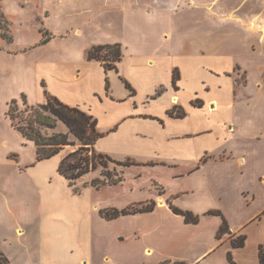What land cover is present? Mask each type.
Masks as SVG:
<instances>
[{
  "label": "crops",
  "instance_id": "crops-1",
  "mask_svg": "<svg viewBox=\"0 0 264 264\" xmlns=\"http://www.w3.org/2000/svg\"><path fill=\"white\" fill-rule=\"evenodd\" d=\"M26 1L0 0V12L8 22L11 33L10 42L0 36V46L13 43L16 38L12 29L20 28L26 22L23 15V4ZM109 1L112 2L110 9L120 11L125 15L124 22L129 23L131 11L125 7L126 0ZM131 1L139 4L142 2ZM152 1L155 5L159 4V12L185 7L186 3L191 11L203 10V28L208 33L203 35L204 39L199 36L195 38L203 42L209 54L207 58L211 61L206 68H202L204 74L188 70L194 93L187 100L181 101L179 96L186 72L178 70V79L174 85L173 73L170 77V92L169 87L159 86L163 88L162 94L165 93L166 97L160 112L129 113L117 121V127L113 129L117 132L127 119L138 118L153 127L154 130L145 135L148 140H145L143 147L125 156L155 162L156 165L150 166L148 172L163 186V198L169 205L164 203V206L155 208L150 213L106 220L101 217L100 210H121L128 208L132 202L123 205L108 199L100 202L99 195L106 188H112L110 186L100 189L86 187L79 193H74L68 181L58 173L62 155L38 161L33 143L21 137L24 142L32 144L34 154L32 160L19 170L20 182L12 183L15 194L13 206L0 208V252L8 259L9 264L109 263L111 256H106L107 253L101 255L100 261L94 260L101 252L102 239L105 240V232L101 231V226L128 216L157 213L171 218L184 233L195 235L206 228L211 230V243L196 257H169L159 264H166L167 260L174 264H205L222 246L225 248L226 264H230L228 254L234 264H259V246L264 244V103L238 101L236 94L239 93V86L234 77L238 73L247 77L249 71L236 61L228 68L220 69L221 65L217 64L220 58L228 61L235 60L236 57L230 59L219 53L228 33L212 34L210 30L236 29L242 32V44L251 49L254 69L260 72L259 79L252 81L253 91L260 98L264 94V63L260 59L264 55V32L260 31L264 26V12L259 13L257 8L255 11L253 8L244 11L245 2L249 0H185L182 4V0ZM7 2H12V7ZM45 14L49 16V12ZM156 19L162 20L160 17ZM152 64L151 60L145 61L147 67ZM33 69L38 73H41V69L43 73L46 69L50 70L48 59L35 63ZM124 81L132 90L130 82L126 79ZM38 84L34 94L35 101L31 104L44 103L46 93L64 104L74 105L51 89L45 75L40 76ZM242 90L245 91L246 88L242 86ZM199 91L204 95L201 96ZM128 93L129 98L133 96L131 91ZM150 96L151 101L155 100L153 95ZM134 105L137 109V105ZM173 107L181 109L183 117H169L167 113ZM240 108L250 109V115L241 117ZM236 109H240L238 113ZM18 156L17 154L19 160ZM26 188L35 193L36 200L27 201L22 197ZM128 194L131 195L129 192ZM144 199L147 198L137 197L135 202ZM170 205L198 216V223H184L181 216L171 211ZM222 220L226 222L227 232L224 234L228 238L219 242L217 234ZM118 236L119 234L114 235V239ZM235 236L245 238L243 247L231 246V239ZM179 243L181 246L189 245L185 240H179ZM147 250L151 249L145 247L142 251L144 255Z\"/></svg>",
  "mask_w": 264,
  "mask_h": 264
},
{
  "label": "rangeland",
  "instance_id": "rangeland-1",
  "mask_svg": "<svg viewBox=\"0 0 264 264\" xmlns=\"http://www.w3.org/2000/svg\"><path fill=\"white\" fill-rule=\"evenodd\" d=\"M141 1L139 4L126 0L125 7L131 11L129 23L124 22L125 15L120 11L110 9L112 2L109 0H27L23 4L26 22L20 28L12 29L16 38L13 43L0 46V208L13 206L15 194L12 183L20 182L19 170L32 160L34 154L32 144L24 142L12 126L8 110L14 103L19 117L26 122L33 119L24 111L38 105L31 102L35 101L34 94L41 75H45L51 89L62 99L74 104L71 107H79L96 119L97 132L103 135L94 145L97 153L107 155L116 162L139 164L124 168L108 163L107 170L98 167L74 181L72 191L79 193L83 188L91 187L92 180H102L106 171H110L123 180L116 186H110L112 188H106L99 195L100 202L104 199L118 205L132 202L129 208L147 206L150 202H154V209L164 206V203L169 205L163 198V186L148 172L150 166L156 165L155 162L125 156L143 147L145 140H148L145 135L151 133L153 127L138 118L127 119L117 132L113 129L117 127V121L129 113L160 112L166 97L159 86L169 87L170 92V77L173 73L178 79V70L186 72L181 82V101L194 93L188 70L204 74L202 68L211 62L203 42L195 37L204 39L203 35L208 30L203 28V10L191 11L187 3L179 9L159 12V4L155 5L152 0ZM184 1H180V4ZM11 3L7 2V5L12 7ZM252 8L254 11L257 8L259 13L264 12V2H245L244 11ZM42 9L49 12V16L42 13ZM260 31L264 32V26ZM226 32L228 37L220 46L219 53L230 59L236 58L228 61L220 58L217 64L221 65L220 69L228 68L234 61L244 66L249 71L248 76L238 73L234 77L239 86V93L236 94L238 101L264 103V94L259 98L253 91L252 81L259 79L260 72L254 69L251 49L242 44V32L236 29L210 30L212 34ZM8 36L11 37L10 31ZM221 37L224 38V35ZM43 41L46 43L41 44ZM113 44H119L121 49L117 72L105 71L100 62L87 59V52L92 47ZM44 58L48 59L50 70L35 72L34 64ZM260 59L264 63V55ZM146 60H151L152 66L147 67ZM124 78L132 85L133 96L130 98ZM41 86L44 88L43 83ZM242 86L246 88L245 91ZM199 94L204 95L202 91ZM150 95L155 100L151 101ZM224 100L227 102V99ZM240 113L241 117L249 116L250 109L242 108ZM34 128L44 137L68 134L67 128L58 121L54 128L36 125ZM67 139L76 145L63 147L60 151L62 156L78 147L72 135L68 134ZM35 196L27 188L22 194L27 201H32ZM137 197L147 199L135 202ZM100 229L105 232V240L102 239L101 252L94 260L100 261L101 255L107 253L106 256H111V259L104 264H159L169 257L190 259L211 243L209 228L195 235L184 233L171 218L161 213L124 217L109 225H102ZM117 234L119 236L114 239ZM223 238L227 239V234L220 236L219 242ZM179 240L188 241L189 245L181 246ZM145 247L152 252L147 250L144 255L142 251ZM224 249V246L219 248L205 264H226ZM165 263L174 264L168 260Z\"/></svg>",
  "mask_w": 264,
  "mask_h": 264
},
{
  "label": "trees",
  "instance_id": "trees-1",
  "mask_svg": "<svg viewBox=\"0 0 264 264\" xmlns=\"http://www.w3.org/2000/svg\"><path fill=\"white\" fill-rule=\"evenodd\" d=\"M0 30L1 38L6 42L11 41V37L8 36L9 25L3 14L0 12ZM46 43L43 41L41 44ZM88 60H95L101 63L105 71L114 70L117 72L116 64L121 60V49L119 44L113 45H98L92 47L87 52ZM177 75L173 74L172 84H175ZM125 87L131 92V88L128 83H125ZM46 101L42 104H38L36 108H30L24 111L26 114H30L33 118L30 121H25L17 114L18 109L12 103L8 110V116L11 120L12 126L16 131L27 141L33 143L35 147L36 160L41 161L49 159L53 156L59 155L60 151L65 146H75V142H69L67 135H72L77 141V148L73 151L62 156L59 165L58 173L63 176L69 183L70 186L73 182L81 178L82 176L95 171L98 167L107 170L108 163H114L121 167L137 166L135 163H122L112 160L109 156L97 153L94 149L96 141L103 135L97 132V121L96 119L81 110L79 107H71L53 96H49L45 93ZM169 117L181 118L183 112L177 107H173L168 113ZM62 123L68 130V134H56L50 137H44L40 132L34 128V125L54 128L56 122ZM123 179L116 175L111 174L110 171H106L103 175V179H94L91 181L90 186L94 189H100L104 186H116ZM171 211L175 215H179L183 218L184 223L195 225L198 223L199 218L196 215L188 211L179 210L173 206H169ZM154 209V202H150L147 206H141L139 208H125V209H104L100 210V215L106 220H113L120 216L136 215L142 213H150ZM219 215V214H215ZM227 232V225L222 220V225L218 231L217 239H220L224 233ZM244 237L239 236L231 239V246L233 248H241L244 244ZM259 264H264V244L259 246ZM227 259L230 264L232 262L231 255H227ZM0 264H9L8 259L0 252Z\"/></svg>",
  "mask_w": 264,
  "mask_h": 264
}]
</instances>
